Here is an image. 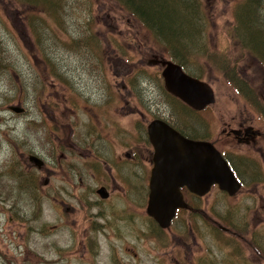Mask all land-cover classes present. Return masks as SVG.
I'll use <instances>...</instances> for the list:
<instances>
[{"label": "rangeland", "instance_id": "rangeland-1", "mask_svg": "<svg viewBox=\"0 0 264 264\" xmlns=\"http://www.w3.org/2000/svg\"><path fill=\"white\" fill-rule=\"evenodd\" d=\"M71 1L50 0L55 4L54 8L49 7L47 12H43L40 4L32 7L25 4L24 0H0L1 202L18 203L26 213V219H32L37 207H49V202L42 197L45 193L43 190L47 188L45 181L49 180L45 171L54 168L50 162L54 136L58 132L64 133L65 129L57 130L53 126V112L44 102L49 101V96L51 100L56 94L67 91L61 85L56 90L51 87L50 74L55 73L54 69L63 74L65 72L68 81L71 79L73 83L76 82L71 78V73L82 77L87 82L83 84L85 91L78 84L75 86L83 94L87 93L91 104L99 101L102 92L121 94V115L118 117L121 127H128L135 118L124 114V108L127 107L125 97L132 91L130 105L139 108V121L145 122L140 112L146 111L154 118L158 116L181 126L187 132L193 129L195 136L211 139L215 148L232 151L233 155L239 154L232 156L233 159L249 154L250 157H256L264 173V115L263 120L258 122L259 110L264 114V69L253 59L255 55L241 45L244 42L240 30L236 28L239 24L237 12L248 0H193L195 4L199 3L201 13L198 16L202 18L198 17L191 27L194 28L195 43L188 42L184 46V53L190 60L185 58L184 69L210 85L215 98L201 112L179 101L173 102L164 90L159 73L160 61L169 59L172 53L160 38L155 37L113 0H91L93 40L87 35L90 29L86 32L81 27L87 10L81 7V10L72 13ZM75 2L79 5L78 0ZM168 6L177 9L176 5ZM258 6L257 19L248 20V24L255 21L257 25L264 26V0L258 1ZM251 7L252 3H248L245 10ZM152 8L159 10L157 6ZM245 10L241 13L242 21L244 15L251 16ZM161 12L165 23L170 24V18L165 16L166 10ZM26 16L32 17L33 28L41 44L32 35L33 29L30 30ZM186 50L190 53L186 54ZM97 60L103 61V74L96 67ZM118 84L119 89L113 87ZM148 99L151 103L149 109L145 105ZM19 105L26 108L23 114H17L9 108ZM242 111L248 113L254 127L262 132L254 146L244 147L232 135L222 133L223 127L229 130L226 123L231 122L233 127L232 123L239 120ZM88 116L77 110L72 139L83 138L82 129L87 123L81 124ZM231 118L235 121H231ZM69 119L71 123L75 121L73 115ZM256 149H260L259 153ZM107 153L109 151H105L104 156ZM81 154L85 156V153ZM29 155L41 159L43 167L37 168L31 163ZM242 158L245 160V157ZM68 161L72 169L81 167L82 170L98 174L94 171V163L85 162L78 153L71 154ZM102 165L100 163V169L106 172ZM238 165L240 169L243 166ZM56 169L59 170V167ZM124 171L120 168L122 174ZM246 177L249 179L245 184L247 189L240 188L231 195L212 188L200 199L189 196L188 202L195 209L180 211L172 229L165 227V231H157V222L147 214L143 201L146 189L140 192L137 187L134 194L110 198L106 201L105 214L112 221L110 232L117 230L114 220L120 219L118 224L120 235L123 236L120 251L124 249L125 252L121 253L123 263L178 264V258L194 263L198 257H203L204 264H264L262 257L256 256L254 246L255 242L262 243L261 247L256 246L264 250V176L255 181ZM89 183L91 186L96 184L92 179ZM35 190L38 194L37 199L33 200ZM127 203L131 213L125 210ZM56 208L57 213L53 216L50 210L43 211L40 222L53 220L52 223H57L55 239L57 244H64L68 242L65 240L68 233L64 229V222L74 212L65 211L64 207ZM90 208L83 207L81 216L88 213ZM32 220L30 223L35 224ZM225 224L230 226L227 232L218 229V225L226 227ZM130 227L136 230L135 238ZM129 244L135 245L133 250L137 257L131 256V250L127 249ZM65 255L68 257L67 253ZM108 255L109 252L102 250V263L108 260Z\"/></svg>", "mask_w": 264, "mask_h": 264}, {"label": "flooded vegetation", "instance_id": "flooded-vegetation-1", "mask_svg": "<svg viewBox=\"0 0 264 264\" xmlns=\"http://www.w3.org/2000/svg\"><path fill=\"white\" fill-rule=\"evenodd\" d=\"M253 59L264 69L261 60L255 56ZM96 67L99 73L103 74L102 60H97ZM54 72V74H50L52 80L51 87L56 90L58 85H61L67 91H63L61 95L56 94L51 99L52 101L49 96V101L44 102V104L51 107L53 112L51 115L53 126L57 130L65 129L64 133L59 134L58 132L54 136L52 158L50 161L51 166H54V168H50L51 171H45L48 174L49 180L45 181V187L47 188L43 190L45 193L42 197L49 202V207H37L32 220L30 217L26 219V213L18 203L12 202V204H6L0 201V264H124L121 259V253L125 254V252L124 249L120 251V241L123 237L120 235L118 224L120 219L114 220L117 230H111L110 232V222L112 224V221L105 214V206L106 201L114 196L120 197L125 194H134L137 187H139L140 192L146 189L143 201L147 205L154 155L153 146L148 135L149 123L156 119L161 120L187 138L206 140L213 145L214 143L207 137L195 136L192 133L195 131L193 129L192 132H187L181 126L158 116L154 118V116H151L146 111V113L140 112L141 116L145 118V122L139 121V108L137 107V109L135 105H130L132 91H129V96L125 97L127 107L124 108V114L135 118L133 122L130 121L128 127H125V125L121 127L118 122V117L121 115V94L116 95L115 92L114 94L102 92L99 101L91 104L87 93H82V91H85L83 84L86 85L87 83L84 82L82 77L79 75L74 76L71 73V78L76 82L73 83L71 79L68 81V77L64 75L65 72L63 74L60 70L55 69ZM76 84L83 90L80 91L75 86ZM127 86L131 87L130 84ZM113 87L119 89L120 84L113 85ZM109 88L111 87L109 86ZM55 90L51 92L52 96L55 94ZM167 94L170 95L173 102L177 103L179 101L170 93L167 92ZM150 104V100L148 99L145 102L147 109H149ZM39 106L41 107V105ZM205 109L195 111L201 112ZM57 110H60L58 112L59 116L57 115ZM77 110H80L86 116L89 114L86 121L81 124L83 126L87 123L86 127L82 129L83 138L81 140H74L71 137L73 125L77 122ZM25 111L26 109L24 108L20 114H23ZM72 115L75 119L73 123L69 119ZM262 115H264L263 112L259 110L258 122L263 120ZM240 116L238 121L231 118V121H235L232 123L233 127H231V122L226 123L229 126V130L226 131L225 127H223L222 133L226 134V136L232 135L236 142L244 147L256 145L258 138L262 136V132L254 127L255 124L250 120L247 112L242 111ZM254 132H257V134L254 135ZM208 134L210 133L208 132ZM216 149L220 151L230 165L235 177L241 184L240 188L247 187L245 184L247 183L246 180L249 181V179L246 176L254 181L263 179L264 173L258 165L256 157H250V154L244 155L242 157H245V160L239 161L232 157L239 154L235 153L233 155L232 151ZM259 150L256 149V152L259 153ZM105 151H109L106 156H104ZM76 153L81 155L85 162L94 163V167L96 168L94 171L98 172V174L82 170L81 167L72 169V165L68 159L71 154ZM81 153H85V156ZM263 159L261 162H263ZM62 160H64L63 163ZM100 163H103L102 166L106 172H102ZM238 164L243 165L241 169ZM137 166H139L138 169H136ZM57 167H59V170L56 169ZM120 168L125 170L123 172L124 175L120 172ZM91 179L96 182L95 186L90 185ZM212 188H218V186L216 184L212 185L210 191ZM99 189H102V192H99ZM180 191L186 201V207L176 210L175 216L167 229H172L174 220L178 217L180 211L195 209L193 204L188 202L189 196L192 199H200L202 197L192 193L185 186L180 187ZM37 194L38 191L35 190L34 194H32L33 200L37 199ZM89 196H92V198H89ZM56 206L60 208L64 207L65 211L70 210L74 212L64 222V229L68 233L65 236V240L68 242L64 244L60 242L57 244L55 239L57 236V223H52L53 220H47L48 224L47 221L44 223L40 222L43 211L48 209L53 216V214L57 213ZM85 206H91V208L88 210V213H83L81 216V210ZM125 210L131 213L129 203L126 204ZM113 214L115 215L114 208ZM31 220L36 223H30ZM127 221L130 223L128 219ZM155 226L157 231H165L159 228L158 225L155 224ZM225 226L218 225V229L226 231L230 227L227 224ZM130 229L135 238L136 230L132 227ZM195 238L194 236V241ZM255 244L260 247L262 245V243L257 244L256 242ZM256 245H254L256 256L262 257L264 261V250L261 251ZM134 247L135 245L132 244L127 245V249L131 250V256L137 257V253L133 250ZM102 250L109 252L108 260L104 263L101 261ZM66 253L68 257L65 255ZM126 254L130 255V253ZM178 262V264H204L203 257H198L194 263L187 262L183 258H178Z\"/></svg>", "mask_w": 264, "mask_h": 264}, {"label": "water", "instance_id": "water-1", "mask_svg": "<svg viewBox=\"0 0 264 264\" xmlns=\"http://www.w3.org/2000/svg\"><path fill=\"white\" fill-rule=\"evenodd\" d=\"M160 63L166 91L187 106L200 110L215 101L210 85L187 74L171 60ZM9 108L14 112L22 110L17 106ZM148 135L154 155L146 211L160 227L170 224L177 208L186 207L180 187L185 186L199 196L206 194L214 184L230 195L239 189L240 183L212 143L186 138L161 120L149 123ZM28 160L38 168L43 164L34 155H29Z\"/></svg>", "mask_w": 264, "mask_h": 264}, {"label": "trees", "instance_id": "trees-1", "mask_svg": "<svg viewBox=\"0 0 264 264\" xmlns=\"http://www.w3.org/2000/svg\"><path fill=\"white\" fill-rule=\"evenodd\" d=\"M67 2L68 0H63ZM79 5L72 0L70 3V9L72 13H75L78 10H81V7L87 10V16L81 27L87 32L90 29V32H87L88 37H92L94 40V33L91 32L92 25L90 21L91 12H92V1L91 0H78ZM116 2L120 8H122L127 14L132 16V18L138 20L144 27H146L155 37L160 38L169 49H171V57L176 60L177 63L185 68V58L189 60L187 55L184 53V46L189 43H195V34L192 25L196 23L198 16L201 13L199 3L196 4L193 0H113ZM258 1L260 0H248L246 4L242 7L241 10L237 12L239 18V24L236 26L240 30V34L243 40L241 45L246 48L251 54H254L256 58L261 60L264 65V26L263 24L257 25V22L252 21L248 24V20L257 19V13L259 10ZM25 4L35 7L37 5L43 6V12L50 8H54V3L50 0H24ZM248 3H252V7L248 10H245V6ZM74 4V6H72ZM169 4L176 5V8L168 6ZM88 6V7H87ZM152 6H157L159 10H154ZM82 9V10H84ZM166 10V17L170 18V24H166L162 18V10ZM249 11L251 16L246 17L245 15L241 19L242 11ZM86 12V11H85ZM73 15V14H72ZM37 20L36 17H34ZM166 19V18H165ZM26 21L32 35L35 37V40L38 41L37 32L33 28L32 17L26 16ZM245 24H248L245 25ZM246 26V28H245ZM242 29L246 31L242 32ZM184 38V39H183ZM189 42V43H188ZM38 44H41V41H38ZM186 54H189L190 51L186 50ZM173 59V60H174ZM190 61V60H189ZM49 62V61H48ZM48 64V63H47ZM187 72V71H186ZM190 74V73H189ZM239 85L240 90L242 87ZM238 158V157H237ZM239 161L244 160L242 157L238 158ZM232 163V162H231Z\"/></svg>", "mask_w": 264, "mask_h": 264}, {"label": "bare ground", "instance_id": "bare-ground-1", "mask_svg": "<svg viewBox=\"0 0 264 264\" xmlns=\"http://www.w3.org/2000/svg\"><path fill=\"white\" fill-rule=\"evenodd\" d=\"M2 121V116H1V118H0V122ZM1 152H2V148H1Z\"/></svg>", "mask_w": 264, "mask_h": 264}]
</instances>
